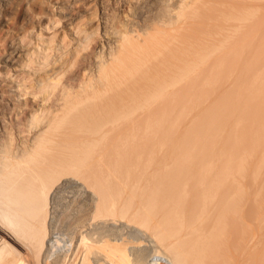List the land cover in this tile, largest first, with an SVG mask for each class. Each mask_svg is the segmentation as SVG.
I'll return each mask as SVG.
<instances>
[{"label": "bare ground", "instance_id": "1", "mask_svg": "<svg viewBox=\"0 0 264 264\" xmlns=\"http://www.w3.org/2000/svg\"><path fill=\"white\" fill-rule=\"evenodd\" d=\"M86 1L55 8L60 17L47 23L67 18L77 45L46 54L43 71L14 96L41 103L24 122L29 137L16 135L8 122L18 119L15 102L0 95V264H26L13 260L17 243L41 257L54 195L67 183L93 195L96 224L128 226L125 241L89 221L99 236L82 230L90 249L83 264H129L139 248L140 264H264V233H254L243 209L251 201L237 148H214L204 130L193 131L211 124L230 92L253 90L244 98L252 103L263 97L264 0H93L89 14L74 13ZM14 2L0 0V23ZM17 44L11 54L22 56ZM206 88L230 92L201 107ZM243 143L264 155L262 135Z\"/></svg>", "mask_w": 264, "mask_h": 264}, {"label": "rangeland", "instance_id": "2", "mask_svg": "<svg viewBox=\"0 0 264 264\" xmlns=\"http://www.w3.org/2000/svg\"><path fill=\"white\" fill-rule=\"evenodd\" d=\"M63 1L64 0H16V2H14L16 5H14L15 9L12 7V10L14 9L13 12H11V14L8 12V16H6L7 19H3L4 22L0 23V95H2L1 98L4 101H10L12 99L15 102V104L11 105L13 110L12 114H14L13 112H18V119L13 118L12 121V115L10 116L11 118H8V122L9 124H15L14 131L17 132L16 135L18 136L20 133V137H29V134L25 131L26 124L24 122H26L27 117L30 116L33 109L42 106L41 103L38 104L37 102V105L33 102V96L29 92V94L21 96V101L14 99L15 94H20L23 89L24 92H27V87L36 80L40 71H43V57L45 58L46 54H49L50 58H55L61 54L62 51L73 49L77 45V40L74 37L75 33H73L74 27L72 26L73 28H71L68 21L66 22L67 18L62 19L60 22L54 23L52 20L49 24L47 23L50 17H53V19H58L60 17V13H58L56 9L57 6L60 5L59 3H62ZM85 1L86 0H84V2ZM94 1L88 0L85 4L84 2H78L79 6L74 8L76 10L74 13L78 15L79 13L87 14L88 12L89 14V11L92 8L95 9L97 7ZM132 1H134L133 5H136L135 3L141 5L147 0ZM82 4L84 6H82ZM125 9L127 8L124 7V10ZM6 17L4 16L3 18ZM85 21L87 22V17L85 18ZM19 43L21 47H23L20 52L21 54L23 53V55L17 56L11 54L15 44L19 45ZM30 50L35 51L31 52ZM29 53H32L33 55ZM24 55L27 57L23 61V58H25ZM29 56L31 59H35L33 60V64H31L32 62L30 63L31 59ZM6 58H9L10 60H6ZM28 58L30 59L29 61ZM25 61H28L26 64L28 63L30 66H25V64H23ZM227 91L228 90L206 88L203 90L204 97L201 96V101L203 102L201 107H208L212 103L217 102L216 99L220 92L225 93ZM252 91L237 93L228 91L231 93V99L224 102L223 109L219 114L210 115L209 120L211 124L208 125L206 123L205 127L201 128L203 124L199 123L195 126L193 131L204 130V142L207 144L208 142L215 143L214 146H212L214 148L223 147V145L237 148L238 155L235 157V163L241 165L243 161L245 167L235 168L238 170L242 169V174L239 175L240 183L244 186L251 201V203L249 202L248 204L249 206H246L243 209L250 211L248 218L250 220L252 219L250 221V223H252L251 229L257 234L261 232L264 233V163L259 164L261 157H263L264 160V155L262 156V152L255 149L253 143L247 145L243 142L246 140L250 142V140L260 138L261 135L264 137V101L262 100L264 99V88L260 89L263 95L262 98L255 99L253 103L244 101L245 96L247 97L248 93ZM195 103L196 105H199L197 96L195 98ZM197 110L198 108L190 114L188 128L194 125L196 120L194 117ZM192 133L195 135L194 132ZM236 134L239 135V137L242 136L243 142L239 145L234 144V138L237 136ZM71 187L74 190V193H76L74 196H72L74 193L72 192L73 190L71 191ZM61 188L65 190L62 191ZM66 189H70L68 191H70L69 194L71 195L67 194L66 196L64 194L65 192L68 193ZM58 190L62 191L63 194ZM58 190V193H55L56 195H54V202L52 201L51 214L53 215L52 220L54 221V224L52 223L53 226H51V239L46 246L47 248H45L42 255H40L41 257L37 258L31 247L26 246L27 248H24L17 243L13 260L14 258L16 261H18L17 259H20L23 262L26 261V264H83L82 262L85 260L88 262L90 249L86 243L89 238L84 237V235L81 234H84L82 230L87 231H84L87 236H90L93 231L95 232V229L93 230V228L88 227L93 219L91 217L94 210L93 195L88 197L87 191L84 193V190H81V192L78 188H75L74 185L68 186V183L67 186L62 184L59 185ZM56 199L58 200V203ZM252 211L253 215L251 214ZM98 219L99 218H97L96 222ZM101 219L103 220L101 217L100 222H98L101 224L99 225L100 227L102 225H105V228L109 227L111 231H114L120 236V238L125 240L128 227L125 221H120L119 225H117L112 221L105 220V218L103 222H101ZM93 220V224H96L95 219ZM97 224L93 227L96 228ZM110 224L112 225L110 226ZM85 227L88 228L86 229ZM132 228L136 231L135 226ZM1 229V233H7V230L4 228ZM88 229L90 230L88 231ZM138 232H136V234H138ZM98 234V232H95L92 236L96 237ZM81 236H83V238ZM0 238H2L1 234ZM138 246H146V242L143 241L136 246L135 244H132V248ZM102 249L103 248L101 247H96L97 251ZM139 253L140 248L137 253H132L130 258L128 257L129 264H140L138 263L139 257L137 256ZM94 262L95 261H92V263L90 262L88 264H96Z\"/></svg>", "mask_w": 264, "mask_h": 264}]
</instances>
